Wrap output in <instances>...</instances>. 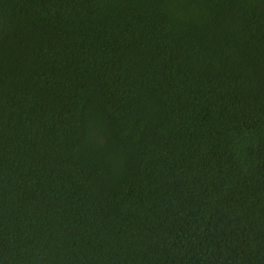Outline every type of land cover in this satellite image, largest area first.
<instances>
[{
    "label": "trees",
    "instance_id": "1",
    "mask_svg": "<svg viewBox=\"0 0 264 264\" xmlns=\"http://www.w3.org/2000/svg\"><path fill=\"white\" fill-rule=\"evenodd\" d=\"M0 264H264V0H0Z\"/></svg>",
    "mask_w": 264,
    "mask_h": 264
}]
</instances>
